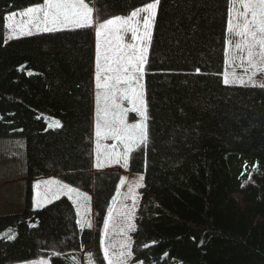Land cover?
Instances as JSON below:
<instances>
[{
    "label": "trees",
    "instance_id": "obj_1",
    "mask_svg": "<svg viewBox=\"0 0 264 264\" xmlns=\"http://www.w3.org/2000/svg\"><path fill=\"white\" fill-rule=\"evenodd\" d=\"M42 1L0 0V150L23 166L0 179L23 184L20 210L0 214V264H84L86 255L106 264L99 231L119 178L91 170L93 30L5 41V15ZM149 2L94 0V12L103 21ZM227 5L158 4L144 75L148 140L128 166L143 176L135 263L264 264V87L222 81ZM39 177L91 193L95 230L77 224L66 198L34 210Z\"/></svg>",
    "mask_w": 264,
    "mask_h": 264
},
{
    "label": "snow or ice",
    "instance_id": "obj_2",
    "mask_svg": "<svg viewBox=\"0 0 264 264\" xmlns=\"http://www.w3.org/2000/svg\"><path fill=\"white\" fill-rule=\"evenodd\" d=\"M159 2L160 0H153L135 8L127 16H114L103 21L96 19L94 8L86 0H43L42 3H37L19 13L21 17H27L28 24L33 25L38 32L95 26V167L97 169L112 164H121L127 169L130 154L147 143L148 133L145 122L149 117L145 106L143 79ZM15 16L16 14L13 13L5 18L4 26L10 29L9 34L5 36L6 42L17 38L18 35H32L31 29L23 23H8L14 20ZM128 32H131L133 40L139 41L138 44L122 43L123 35ZM237 59L244 66L246 73L251 70L247 81L243 77L236 76L234 67L231 73L227 71ZM224 64L225 85L239 83L242 86H257L252 77L257 73H264V0H228ZM196 72L199 73L200 69L197 68ZM259 86L264 87V84ZM121 99L127 100L131 107H122ZM129 111L139 114L138 123H126V113ZM56 126L59 124L57 123ZM104 140L119 141L124 145V151L120 153L108 150V146L101 143ZM115 147L113 145L112 149ZM142 180L141 176L139 181ZM139 181L136 187L140 186ZM124 183L125 180L121 178L117 186V196L120 195L119 189ZM33 188L36 190L34 205L40 206L59 200L61 196H67L76 206L77 216L81 215L82 209L86 216L90 197L78 189L51 179L34 184ZM128 195H132L135 204L132 187L129 188ZM117 196L113 197V204H116ZM113 211L112 207L108 208V216L104 219V231L100 237L103 259L106 264H127L128 258L132 255L127 241L120 244L119 251H112L113 246L105 244L110 224H114ZM133 212L134 209L120 211L124 223L121 232L134 230ZM77 224L83 226L82 220H77Z\"/></svg>",
    "mask_w": 264,
    "mask_h": 264
},
{
    "label": "rangeland",
    "instance_id": "obj_3",
    "mask_svg": "<svg viewBox=\"0 0 264 264\" xmlns=\"http://www.w3.org/2000/svg\"><path fill=\"white\" fill-rule=\"evenodd\" d=\"M87 3H89L90 6H92V0H86ZM93 7V6H92ZM21 13V12H20ZM13 14V13H12ZM12 14H8V16H11ZM16 16L14 17V20L12 21H8L9 24H21L23 23L24 25L27 26V28H30L32 31V34H40V33H46V32H38L36 31L35 27L33 25L28 24V18L27 17H21L19 15V13H15ZM144 15V14H141ZM142 27V25H141ZM93 29V33H94V41H95V47H94V65H93V96H92V103H93V113H92V131H91V148H90V158H91V170L92 173H111L114 174L116 176H118V183L115 187V194L114 196H117V186L120 184V180L121 178H123L125 180V183L123 186H120L119 192L120 195L117 196V202L116 204H113V199L112 202H110L109 207L113 208V217H114V224H110V228H109V233L108 236L105 239V244L107 245H111L112 247V251H119L120 250V244L127 241L130 244V251H132V239H131V234L133 232L132 231H125V232H121V228L124 227V223H123V217L119 214L120 211L123 210H127V209H134L133 212V218H132V224L134 225V220H135V215H136V210L138 208V202H139V198H140V188L143 185V180L139 181V178L141 177V175H135V174H130L127 169H125L124 167L121 166V164H112L111 166H106L102 169H97L95 167V162H96V158H95V151H96V137H95V120H96V99H95V93H96V88H95V53H96V35H95V26L91 27ZM69 29H76V28H66V29H62V30H69ZM61 31V30H60ZM10 32L9 28H6V35H8ZM23 36H27V35H18L17 38L23 37ZM15 38V39H17ZM238 39V38H237ZM13 40V39H10ZM9 40V41H10ZM101 41L103 43V37L101 38ZM122 43L124 44H138L139 41L137 40H133L132 39V34L131 32L125 33L123 35V40ZM150 47V45H149ZM149 47H148V52H149ZM239 55V53H238ZM233 67L235 69V73L237 77H243L245 79V81L248 80V76L250 75L251 70H249L248 73L245 72V68L244 66L241 65V62L239 59H237L235 61V64L232 66H229L227 68L228 72H232L233 71ZM226 69H224L225 72ZM223 72V73H224ZM252 80L255 82V84L257 86L264 84V73H257L255 76L252 77ZM222 81H223V75H222ZM144 84V81H143ZM230 85H236V86H242L239 83H235V84H230ZM248 86V85H246ZM251 86V85H250ZM119 96V94H117ZM145 98V96H144ZM121 106L125 107V108H130L131 105L128 103L127 100H120ZM146 106V104H145ZM140 121V116L138 113L136 112H132L129 111L126 113V123L128 124H134V123H138ZM147 125V121L145 122ZM148 133V130H147ZM101 143L103 145L108 146V150H115L117 152L122 153L124 151V145L122 143H120L119 141L116 140H104L101 141ZM147 144V143H146ZM115 145V149H112V146ZM145 145H141L140 147H138L137 149H135L131 154V155L138 149H140L141 147H144ZM2 150H0V179L1 177L5 178L6 181H12L14 180L13 176H16V174H18V171H21V169H23L22 163H21V158L19 160L13 159V161L11 162L9 160V158H7L5 153H1ZM130 159V158H129ZM11 170V171H10ZM10 171V172H9ZM58 180L57 178L54 177H41V178H36L34 181L31 182V189H32V206L33 209H41L45 206H47L48 204L52 203H46L40 206L34 205V197L36 194V190H34L33 185L37 184L39 182L42 181H46V180ZM140 182V186L136 187L135 185L137 184V182ZM23 184L18 182V183H14L13 186L8 185V182L6 184H1L0 185V214H5V213H12L15 212L17 210H20V208L22 207V199H23ZM73 187V186H72ZM132 187L133 188V194L135 196V204H133V198L132 195H128L129 193V188ZM75 188V187H74ZM77 189V188H76ZM80 191V190H79ZM82 192V191H80ZM84 193V192H83ZM88 197H90V200L88 201L87 204V214L85 216V213L83 211V209L81 210V215L77 216L78 220H82L83 222V226H81L79 224V226L81 228H88L91 231H94L95 228L94 226H92V216L94 215L93 212V195L91 193H85ZM127 196V198H125ZM65 197L68 199L67 196H61L60 198ZM69 200V199H68ZM72 202V201H71ZM75 207V211H76V215H77V209L76 206ZM108 216V210L106 212L105 218ZM104 218V219H105ZM89 224L91 225L89 227ZM104 231V221H103V225L102 228L100 229V234L102 235ZM103 253V251H102ZM132 253V252H131ZM41 262H43V264H49L47 260H42V259H34V260H30V262H26V263H20V264H41ZM84 264H93L90 261V258L86 255L85 259H84ZM127 264H143V263H135L133 261V255H131L130 258H128L127 260Z\"/></svg>",
    "mask_w": 264,
    "mask_h": 264
},
{
    "label": "bare ground",
    "instance_id": "obj_4",
    "mask_svg": "<svg viewBox=\"0 0 264 264\" xmlns=\"http://www.w3.org/2000/svg\"><path fill=\"white\" fill-rule=\"evenodd\" d=\"M146 83V82H145ZM89 146V145H88ZM130 164V163H129Z\"/></svg>",
    "mask_w": 264,
    "mask_h": 264
}]
</instances>
